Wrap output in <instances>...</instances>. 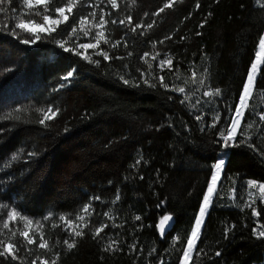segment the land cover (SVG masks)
<instances>
[{"label": "trees", "instance_id": "obj_1", "mask_svg": "<svg viewBox=\"0 0 264 264\" xmlns=\"http://www.w3.org/2000/svg\"><path fill=\"white\" fill-rule=\"evenodd\" d=\"M86 2L57 32L40 33L42 39L28 45L20 43L29 38L22 30L12 34L28 11L22 0L0 5L6 9L0 12V240L10 236L3 221L15 209L38 222L30 228L42 231L51 245L21 247L24 264L37 256L49 262L56 257L57 264H180L213 164L225 156L190 264H264V237L258 236L264 201H248L245 194L248 180L264 183V121L258 123L264 114V59L235 146L225 148L219 136L230 124L264 36V0H176L159 15L166 0H118L117 10L102 5L111 13L106 19L117 21L107 26L110 40L121 44L101 43L112 58L92 55L99 65L55 43L88 42L82 34L68 36L73 22L87 15ZM129 15L133 25L144 27L133 33L121 26L119 20ZM165 55L173 58V68L160 71ZM71 70L74 75L64 80ZM186 74L198 89L189 101L172 91ZM215 89L220 95H204ZM49 106L60 111L41 125L36 109ZM86 204L89 227L68 250L63 241L72 237L59 218L75 220ZM165 216L172 224L160 237ZM101 224L109 227L93 238ZM14 240L20 243L19 236ZM0 264L20 261L0 257Z\"/></svg>", "mask_w": 264, "mask_h": 264}, {"label": "snow or ice", "instance_id": "obj_2", "mask_svg": "<svg viewBox=\"0 0 264 264\" xmlns=\"http://www.w3.org/2000/svg\"><path fill=\"white\" fill-rule=\"evenodd\" d=\"M136 0H132L134 4ZM11 0H0V5L9 4ZM82 3V0H22V6L26 8L28 11L22 13L25 17L23 19H19V22L15 23L12 34L19 36L18 33L15 32V29L22 30L29 38H21L20 43L22 44H35L37 41L42 39L40 33H44L48 36H51L53 33L57 32L58 28L69 21V17L74 15V10ZM176 3V0H166L163 6L159 9L156 15L165 11V9L171 8ZM100 4H106L111 7L113 10L118 9V0H96V3H93L92 0H89L88 7L93 10L89 12L87 15L79 16L77 21H74L70 26V31L68 32V36L70 38L76 37L78 34H82L84 38L88 39L86 43H75L73 47H66V44L69 43L67 40H55V43L62 48L66 52H74L75 55L81 57L82 59L88 61L89 63H95L99 65V60H93L92 55H98L103 57L104 60H110L108 51L102 49L100 47L101 43L108 45L111 44L112 48H116L121 44L120 40L111 41L110 33L107 31V26L109 23L116 24V20L109 21L106 19L107 16H110V12H106L104 8H100ZM199 7V3L196 5ZM96 8H99V17L97 19V11ZM6 9L0 7V12H5ZM32 16L34 18H27L28 16ZM91 17V19H89ZM40 18L42 23L37 22V19ZM207 23V20H205ZM119 24L121 26L127 25L130 30L135 33L138 28L144 27L143 24H135L133 25L132 16H126L123 19L119 20ZM203 25H201L202 27ZM147 28H151L152 24L146 26ZM7 28V25H5ZM36 29H39L38 33ZM94 30V34H93ZM200 35V33H197ZM165 39H171V37H166ZM164 41H160L163 43ZM125 47L127 46L126 41L124 42ZM258 47L260 51L255 53V61L252 62L250 70L247 73L246 82L242 85V91L239 94V101L235 105L234 114L231 118L230 124L226 131H221L219 136L222 140L223 146L225 148L235 146L236 137L241 133V122L244 116V112L249 107V100L252 98L254 91V81L258 68V63L261 61V52H264V36L259 38ZM153 48H155V44H153ZM93 50L92 54L88 53V50ZM83 50V51H81ZM131 55V53H129ZM149 53H144V58L149 57ZM160 56V53L157 52L155 55H152V60H156L157 57ZM122 58V57H117ZM145 63H148L147 59H145ZM167 66L170 70L173 68V58L171 56L165 55L164 58L158 61V68L160 71L164 70V67ZM148 68H152V64L148 63ZM178 70V69H177ZM74 75V70L68 71L67 74L63 77L64 80H69ZM143 75V73H142ZM195 76V73H193ZM123 79V77H121ZM159 82L162 87L168 88L169 85L165 83L164 77H158ZM195 83L196 81L193 80ZM125 84H128V80H124ZM145 83H148L145 80ZM203 83V81H200ZM155 86V85H151ZM172 91H177L181 94L186 92L184 87H173ZM205 96H218L220 95V89H215L214 91H209L204 93ZM188 97L185 96V99ZM183 103V101H181ZM37 112L41 114V118L39 119V123L41 125H46L47 122L53 120L59 113V109H54L52 106H49L47 109H36ZM197 120L202 119V117L197 116ZM220 117H215V120H219ZM260 120L264 121V114L260 115ZM215 127V124H213ZM251 127V125H249ZM67 131V129H65ZM243 142V141H241ZM17 157L13 156L12 159L15 160ZM139 163V161H137ZM224 165V160L220 159L215 165H213L215 171H213L210 182L207 185V193L203 197V202L199 208V214L195 217L194 225L190 230V235L187 238V246L183 250V256L181 258V264H190L191 261V252L193 251L196 241L199 237L201 225L203 223V218L205 216L206 210L210 203V197L213 195L214 191L217 188L218 180L220 179L221 168ZM247 186L249 189H257L261 194V199H264V183H260L256 180H248ZM235 189H233V192ZM99 199V197H96ZM120 199L119 195L116 196V200ZM250 206V205H249ZM91 205H84L81 210L82 214H77L75 220L69 217L61 216L60 221L64 222L66 225V231L69 236L72 237L71 241L69 239H65L63 244L67 246L68 250L73 249L76 246V238L82 237L85 232L84 229L89 227L90 221L87 219L91 215ZM104 215L109 216V213H104ZM253 215H258L255 209H253ZM111 218V217H110ZM141 219L140 216H136L135 220L139 221ZM171 220L170 216H165L162 218L160 225L158 228L161 231V234L164 232L163 225L165 222ZM13 222H18L22 225L20 228H13ZM36 223L37 227H39L38 222H34L32 219L23 216L20 212L15 209L6 212V219L3 221V228L8 229L10 232V236L7 240H0V257L11 258L13 261H20V264H24L23 258L18 255L21 250V247L27 248L30 245H37L39 249L42 250H50L51 245L49 241L45 238L42 231L34 232L30 226ZM55 226V225H54ZM109 227L108 224H101L93 230V238L99 237L101 233ZM19 236L20 243H16L14 238ZM259 237H264V231L258 232ZM115 241L109 243L108 248L105 251L109 250L112 247V244H115ZM133 247H135L133 245ZM29 254H31V249L29 248ZM219 254V253H218ZM39 260L40 264H57V258L54 257L50 262L47 259H41V257L37 256L34 260L30 262V264H36V261Z\"/></svg>", "mask_w": 264, "mask_h": 264}, {"label": "rangeland", "instance_id": "obj_3", "mask_svg": "<svg viewBox=\"0 0 264 264\" xmlns=\"http://www.w3.org/2000/svg\"><path fill=\"white\" fill-rule=\"evenodd\" d=\"M85 1H87L84 5H83V7L86 9V11H85V13L86 14H88L89 12H91L93 9L92 8H89L88 7V3H89V0H82V3L83 2H85ZM92 2L93 3H96V0H92ZM102 5H105V6H107L108 8H111L109 5H106V4H100V8L102 7ZM96 11H97V19H98V17H99V8H96L95 9ZM89 19H91V17H89ZM36 31L39 33L40 32V30L39 29H36ZM81 51H83V50H81ZM257 51H260V49H259V47H257V50H256V52ZM88 53L89 54H92L93 53V50H91V49H89L88 50ZM263 59H264V52H261V61L258 63V68H257V72H256V76H255V80H256V78H257V76H258V73H259V70H260V67H261V65H262V61H263ZM255 61V58H254V60H253V62ZM251 67V66H250ZM250 70V69H249ZM181 85H180V87H184L185 89H186V92L183 94L184 95V97L185 96H187L188 98L186 99L187 101H189V100H191V98L196 94V92L198 91V89H196L195 88V86H194V82H193V78L190 76V75H188V74H186V75H184V77L181 79ZM254 84H255V81H254ZM256 91H255V88H254V91H253V95H254V93H255ZM261 93V92H260ZM193 95V96H192ZM252 95V96H253ZM248 109V108H247ZM246 111H248V110H246ZM246 111L244 112V116H243V118H242V121L244 120V118H245V114H246ZM234 114V113H233ZM259 121H258V123L260 124H262V121L260 120V115H259ZM253 122H255V121H253ZM253 122H248L247 123V125L249 126V125H251V126H257L256 124L257 123H253ZM254 124V125H253ZM241 125H242V122H241ZM220 159H223L224 160V164H225V160H226V157L225 156H223V157H221V158H219L213 165H215ZM223 167H224V165L222 166V168H221V172H220V179L218 180V183H217V186H218V184H219V182H220V180H221V177H222V171H223ZM213 171H215V169H214V167H213ZM213 173V172H212ZM210 182V181H209ZM217 189V188H216ZM215 192H216V190L214 191V193H213V195L210 197V203H209V206H208V208H207V210H206V213H205V216H204V218H203V223H204V220H205V217H206V215H207V213H208V210H209V208H210V205H211V203H212V199H213V197H214V195H215ZM207 193V189H206V191H205V194ZM204 194V195H205ZM245 194H246V200H248V201H252L253 199H260L261 201H264V199H261V194H260V192H259V190H258V188L257 189H249V187L247 186V183H246V188H245ZM204 197V196H203ZM202 202H203V199H202ZM202 202H201V204H202ZM199 214V211H198V213H197V215ZM196 215V216H197ZM195 222V221H194ZM203 223H202V225H201V229H202V226H203ZM194 225V224H193ZM201 229H200V232H201ZM199 235H200V233H199ZM198 240V239H197ZM197 242V241H196ZM196 245V244H195ZM187 246V245H186ZM195 248V247H194ZM194 250V249H193ZM192 253H193V251L191 252V255H192ZM181 264V263H180Z\"/></svg>", "mask_w": 264, "mask_h": 264}, {"label": "water", "instance_id": "obj_4", "mask_svg": "<svg viewBox=\"0 0 264 264\" xmlns=\"http://www.w3.org/2000/svg\"><path fill=\"white\" fill-rule=\"evenodd\" d=\"M171 224H172V219L169 220V221H167V222H165V224L163 225V227H164V232H163V234H161V231H160V229H159L160 237H162V236L168 231V229H169V227H170ZM159 225H160V224H159Z\"/></svg>", "mask_w": 264, "mask_h": 264}]
</instances>
